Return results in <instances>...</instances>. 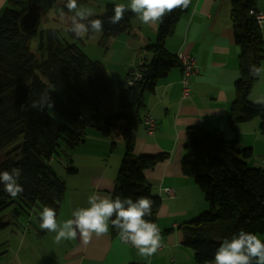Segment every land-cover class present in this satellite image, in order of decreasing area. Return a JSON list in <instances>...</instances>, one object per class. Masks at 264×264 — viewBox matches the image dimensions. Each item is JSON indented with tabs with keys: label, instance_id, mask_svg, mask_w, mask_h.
<instances>
[{
	"label": "clouds",
	"instance_id": "obj_1",
	"mask_svg": "<svg viewBox=\"0 0 264 264\" xmlns=\"http://www.w3.org/2000/svg\"><path fill=\"white\" fill-rule=\"evenodd\" d=\"M191 0H130L127 6L116 4L109 23L116 25L124 19L126 11L135 14L144 25H153L162 21L165 15L176 9L188 8ZM65 7L71 13L70 28L76 38H84L89 32L103 31V21L92 18L94 12L90 8H81L77 0H66ZM249 75L254 78L264 76V66L250 65ZM254 103L264 106V96H257ZM31 107L43 110L51 109L49 93L44 92L38 100L31 102ZM22 170L12 168L0 172V184L12 198L22 194L23 186L18 183ZM89 207L78 208L73 218L62 223L57 222L56 211L45 206L39 213V227L55 233V242L75 240L79 237L84 245H88L93 237H101L109 233V227L117 230L120 240L137 249V255L147 259L154 256L161 247V235L157 225L145 219L152 215L153 201L141 196L133 201L130 197L115 199L91 194L87 200ZM212 264H264V242L256 234L240 230L232 238L224 239L217 248Z\"/></svg>",
	"mask_w": 264,
	"mask_h": 264
}]
</instances>
